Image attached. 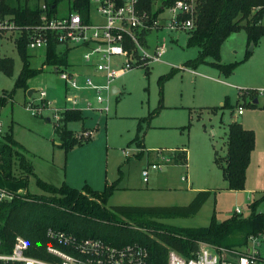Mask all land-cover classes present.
Wrapping results in <instances>:
<instances>
[{
    "label": "rangeland",
    "instance_id": "1",
    "mask_svg": "<svg viewBox=\"0 0 264 264\" xmlns=\"http://www.w3.org/2000/svg\"><path fill=\"white\" fill-rule=\"evenodd\" d=\"M35 1L29 0V4ZM66 12L68 1L62 0L58 13ZM17 36V31L0 32V57L14 60L13 75L0 70V95L15 87L23 67L15 44ZM187 39V33L166 27L143 34L140 41L149 52L159 41L166 42L161 61L135 65L117 78L114 85L119 92L109 96L108 112L85 111L84 123H69V128L84 139L68 153L59 146L54 117L57 113L52 109L33 113L28 107L37 106L41 90H46L48 100L58 107L71 106L67 102L69 96L85 97L92 92L69 88L55 67L45 63V50L31 49V67L38 72L28 80V89L17 88L13 99L2 108L3 133L12 131L27 150L36 175L51 184L67 183L81 190L90 185L97 191L113 186L106 203L108 208L185 207L200 192L207 191L196 213L174 214L159 221L174 226L205 227L214 214L221 221L238 208L248 217L252 214V203L264 193V94H259V89L264 88V36L252 51L244 29L226 39L221 48V62L238 64L230 75L215 67L211 57L197 68L189 66L187 62L196 58L199 48L188 47ZM83 54L82 48H73L68 52L69 65L60 68L68 73L80 72L81 82L85 83L87 76L97 82V75L87 72ZM31 88L36 90L30 97ZM103 94L107 95L105 91ZM226 100L233 109L217 113L210 110L222 106ZM240 106L242 114L238 113ZM232 121L255 133V147L242 190L225 188L227 182L215 162L216 150L220 156L227 153L228 124ZM183 150L187 162H174L175 155L182 161V152L178 151ZM152 164L162 167L152 169ZM148 167L145 181L142 171ZM27 190L47 194L35 176L30 177ZM257 210L264 212V201ZM257 239L260 242L257 247L264 256V236ZM249 243L255 247L254 241Z\"/></svg>",
    "mask_w": 264,
    "mask_h": 264
},
{
    "label": "trees",
    "instance_id": "2",
    "mask_svg": "<svg viewBox=\"0 0 264 264\" xmlns=\"http://www.w3.org/2000/svg\"><path fill=\"white\" fill-rule=\"evenodd\" d=\"M0 0V17L14 21L17 25L27 26L39 23L41 9L39 2L47 3L52 15H57L58 4L62 0ZM68 9L80 11L87 7L90 0H67ZM154 1L141 0V7L150 10ZM166 4L174 0H161ZM264 0H199L194 29L187 33V46L198 47L196 58L187 62L192 68L214 59L212 64L227 75L232 74L238 64H223L221 48L226 39L234 32L246 30L250 45L254 46L264 36ZM30 31L24 30L15 40L18 52L23 60L22 70L11 91L0 95V112L13 99L17 88L28 89L27 82L38 70L31 67ZM250 51V49H249ZM45 63L57 68L68 66V52L58 50V42L52 38L45 49ZM0 70L13 75L14 60L0 57ZM255 99H258L257 96ZM254 99V101H255ZM226 108L233 109L228 100L222 106L211 107L213 113ZM84 112L67 108L61 112L56 132L59 146L68 153L83 141L69 128L71 122H85ZM141 145V144H140ZM255 147V133L238 121L228 124L227 153L220 156L215 151V162L222 169L227 182L226 189L245 188L247 170ZM182 161L175 155L174 162H187L183 151ZM31 176L47 194H32L27 190ZM0 187L16 193L10 201L0 206V238L6 251H10L16 235H23L30 243L29 253L46 257L47 245L53 241L47 237L49 228L74 234L79 238H100L114 245L139 242L147 246L150 252L149 264H168V251L174 249L186 258L199 251L201 244L213 246L221 254L224 250L243 252L252 236H264V212L257 210L264 201V193L252 205V214L244 217L234 212L224 220H218L216 214L205 227H182L168 225L159 219L174 214L196 213L201 207L207 191L200 192L189 206H114L106 203L113 186L103 191L93 190L90 185L78 189L67 183L60 186L51 184L36 175L35 168L27 150L14 137L12 131L0 133Z\"/></svg>",
    "mask_w": 264,
    "mask_h": 264
},
{
    "label": "built area",
    "instance_id": "3",
    "mask_svg": "<svg viewBox=\"0 0 264 264\" xmlns=\"http://www.w3.org/2000/svg\"><path fill=\"white\" fill-rule=\"evenodd\" d=\"M199 0H174L166 4L161 0L154 1L150 10L141 7V0H90L83 11L73 9L66 13L52 15L46 2L40 1L39 23L21 26L7 18L0 17V32L24 30L30 31V49H46L49 41L55 38L58 50L70 52L73 48L84 50L83 60L87 72L96 74V81L87 76L81 82L82 74L68 73L61 68L56 71L69 83V88L83 91L91 90L90 96L78 94L69 96L67 102L71 106H53L48 100L46 90L40 91L36 107H28L33 113L52 109L56 125L61 113L73 108L83 112L110 110V95L113 94L114 82L135 65L144 66L151 62L161 61L166 53V42L159 41L153 52H149L140 41L143 34L164 27L170 31L191 32L195 27ZM58 9V7H56ZM169 15H165V12ZM121 57V60H118ZM66 67V66H65ZM106 92V96L103 92ZM264 94V88L259 94ZM82 101L84 106H81ZM238 113H243L242 106ZM0 133L3 123L0 120ZM162 165L152 164V169H160ZM150 168L142 173L148 181ZM22 190L16 193H21ZM16 193L0 187V206L10 201ZM236 212H241L238 208ZM47 237L53 243L47 245L46 257L29 253L30 243L23 235H16L10 251H6L0 238V264H149L150 252L147 246L139 242L114 245L100 238H79L65 231L49 228ZM255 247L249 246L243 251L224 250L220 254L213 246L202 243L195 256L186 258L174 249L168 251V264H264V257L258 249L259 240L252 236Z\"/></svg>",
    "mask_w": 264,
    "mask_h": 264
},
{
    "label": "water",
    "instance_id": "4",
    "mask_svg": "<svg viewBox=\"0 0 264 264\" xmlns=\"http://www.w3.org/2000/svg\"><path fill=\"white\" fill-rule=\"evenodd\" d=\"M253 48H254V45L251 44L250 51H252ZM35 90H36V89H34V88L29 89V91H28V95L31 97V96L33 95V93L35 92ZM113 92H114V93L119 92V88L117 87V85H114V86H113ZM255 102L257 103V102H258V99H255ZM49 120H50V119H49Z\"/></svg>",
    "mask_w": 264,
    "mask_h": 264
},
{
    "label": "crops",
    "instance_id": "5",
    "mask_svg": "<svg viewBox=\"0 0 264 264\" xmlns=\"http://www.w3.org/2000/svg\"><path fill=\"white\" fill-rule=\"evenodd\" d=\"M260 254H261V256H263L261 252H260ZM263 257H264V256H263Z\"/></svg>",
    "mask_w": 264,
    "mask_h": 264
}]
</instances>
